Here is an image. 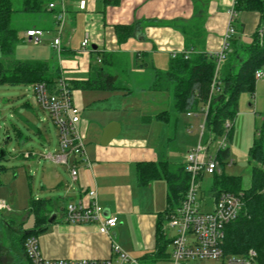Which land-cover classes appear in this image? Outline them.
I'll list each match as a JSON object with an SVG mask.
<instances>
[{"label":"crops","instance_id":"obj_1","mask_svg":"<svg viewBox=\"0 0 264 264\" xmlns=\"http://www.w3.org/2000/svg\"><path fill=\"white\" fill-rule=\"evenodd\" d=\"M79 1L62 0L66 12L58 37L61 42L60 55H64L62 59L61 56L58 59L68 69L61 73V77L71 91L74 104L80 109L78 129L84 136L88 163L83 159L75 160L77 181L69 187L68 181H63L60 175L49 174L48 190L63 189V196L49 194L43 198L34 197L35 200L47 201L50 215H56V220L51 224L47 223L45 231L37 236L39 250L43 258L51 260H101L109 257L110 241L98 233L97 225L68 224L61 218V211L66 203H75L87 190L95 189L97 202L103 208V216L117 219V225L111 230L115 243L122 240L126 249H134V243L137 242L145 252L137 259L150 260L156 248L155 227L158 214L166 207V184L163 180V184L157 183L160 180L158 179L145 186H139L137 181L140 163L166 160L162 154L163 148L160 149L164 122L154 118L164 110L161 105L166 101L158 102L163 98L160 95L146 94L149 93L146 90L151 80V71L152 68H168L169 61L185 50L180 27L196 25L197 20L202 22L200 32L203 37V50L212 54L220 51L229 20L228 11L234 0H203L201 3V0H119L117 4H108V0H84V9L78 8ZM49 3H53L54 9L38 17V26H29L30 29L42 30L43 37L45 31L55 27L58 29L54 16L59 10L60 0H50ZM147 19L156 20L157 25L146 27L142 35L129 38L122 44L117 43L113 32L114 25H128ZM235 22L239 27L237 30L234 28L232 35L236 36L240 30L245 37H251L261 23L258 13L246 11L238 12ZM45 25L47 28L40 27ZM27 29L23 30L22 40ZM85 34L88 35L91 47L83 53L80 51V43ZM237 39V46L246 45L240 42V36ZM92 46L95 48L92 49ZM89 50L97 52L90 53ZM101 52L114 55L113 66L103 63L106 69L121 73L126 69L127 85L137 86H134L136 91L141 89V94L145 95L142 100L139 97L141 102L138 95L126 94L124 90H93L74 86L76 82L86 81L97 68L92 65V58L100 65L96 54ZM142 76L143 87L139 85V77ZM103 91L120 94L99 93ZM110 122H117L120 132L106 146H101L99 141L102 128ZM34 129L38 138L49 143L47 132L37 126ZM20 137L26 139L22 134ZM170 140L167 135L166 144ZM36 155L32 150L23 148L20 154L24 159L37 157ZM42 155L40 154L41 157ZM65 174L70 179L66 168ZM40 187L44 189L43 186ZM211 193L213 192L210 191ZM13 197L12 193L8 199L10 203ZM29 215L27 206L22 210L21 217L8 218L18 220L17 227L22 230ZM30 216L32 226L25 231H31L34 226L33 216Z\"/></svg>","mask_w":264,"mask_h":264},{"label":"trees","instance_id":"obj_2","mask_svg":"<svg viewBox=\"0 0 264 264\" xmlns=\"http://www.w3.org/2000/svg\"><path fill=\"white\" fill-rule=\"evenodd\" d=\"M49 1L21 0V7L16 8L13 0H0V84L32 87L35 84L44 83L52 90L57 88L61 77L57 65L40 60H19L14 55L18 41V30L12 24L14 16L19 13H39V16L45 14L49 10ZM118 2L119 0L107 1L108 4ZM232 9L235 14L243 11L259 14L261 23L251 35L250 44L239 47L236 44L238 39L235 35H231L227 40L228 48L224 51V57L218 63L214 54L207 53L202 48L200 20H197L196 25L180 27V32L184 36L185 50L169 61L165 71L155 68L151 71L147 90L165 93L168 97L169 109L156 114L154 116L156 120L169 121L171 111L175 116L181 113L199 112L204 117L208 135L217 136L226 133L227 141L231 140L229 123L236 114L237 99L243 91L252 92L256 80L255 72L264 70V0H234ZM235 21L236 17L232 26L237 30L239 26ZM155 25H157L156 20H138L128 25H114L113 32L117 43L122 44L129 38L142 35L146 27ZM25 29L30 30L29 26L22 28V30ZM238 49H242L243 57L238 55ZM96 56L102 66L94 69L86 81L76 82L74 86L93 90H124L126 94H130L126 69L123 70V74L103 66V63L113 66L114 55L101 52ZM114 76H116L115 80ZM199 108L200 111H198ZM226 123L229 124L227 131ZM21 134L19 130L15 133L17 137ZM4 143H6L5 139ZM0 150L3 149L0 148ZM216 156L221 173L212 175L214 177L212 192L215 195L221 192L240 193L243 202L238 218L225 228L224 253L228 256L243 255L248 250H253L257 263L264 264V116L263 125L257 131L248 154L253 166L250 185L247 188L241 187L238 178L223 175L225 160L229 156L227 144L224 149L217 151ZM3 157L0 156V159ZM2 171L0 167V173ZM137 175L139 186H145L158 179L166 184V207L162 213L158 214L155 227L156 248L151 254V257H162L167 254L168 247V241L162 235V220L180 205L188 186L189 175L185 171V163L174 164L166 160L140 163ZM47 203L43 199L29 200L28 213L33 216L34 226L31 231L21 230L23 236L19 241L23 254L22 264H30L25 254L26 240L31 236L37 238L38 234L45 231L50 215Z\"/></svg>","mask_w":264,"mask_h":264},{"label":"rangeland","instance_id":"obj_3","mask_svg":"<svg viewBox=\"0 0 264 264\" xmlns=\"http://www.w3.org/2000/svg\"><path fill=\"white\" fill-rule=\"evenodd\" d=\"M21 0H13L16 8L21 7ZM58 2V0H54ZM42 15V14H41ZM39 13H19L14 16L12 24L18 30V41L15 46V58L19 60H40L51 65H57L59 72L64 73L68 69L59 62L56 50L52 46L53 38H58V30L55 27L53 30L45 31L42 43L34 44L27 42L23 37V30L25 26H38L36 20L39 18ZM24 26V27H23ZM41 28H47L40 26ZM240 36V42L243 44H250L251 37L242 36L238 31L236 38ZM52 46V47H51ZM243 46V45H242ZM91 47L88 44L87 49ZM53 48V49H52ZM61 56V59L63 58ZM238 55L243 57L242 49H238ZM60 58V57H59ZM92 65L100 67L96 60L92 58ZM124 64V62L122 63ZM159 69L160 71H165ZM115 77V76H114ZM142 77H139V85L143 87ZM128 86V85H127ZM128 86L131 93L138 95L139 102H141L144 94L136 91L137 86ZM139 87V86H138ZM140 88V87H139ZM148 95H160L162 100L168 102L165 93H155L146 90ZM103 94L118 93L103 91ZM131 95V94H130ZM142 97L141 100L139 97ZM133 97V101L134 96ZM166 97V98H165ZM128 99V98H127ZM151 101V100H150ZM163 103L162 109L167 110L169 107L167 103ZM133 104V103H132ZM155 105L154 103H152ZM159 105V103H158ZM133 107V106H132ZM135 108V107H133ZM160 109V110H162ZM200 111V108L198 109ZM264 116V78L255 80L252 92L243 91L238 99L236 106V114L233 120L229 123L231 126V140L227 141L229 148V156L225 160L223 175L226 177H235L240 181L242 188H247L251 181V169L253 163L249 161V150L253 144L257 131L263 125ZM132 120V118H131ZM130 120V121H131ZM162 125V124H161ZM204 126L203 136H200V127ZM35 126L48 133L49 143L43 141L35 135ZM163 134L160 149L163 148L162 154L164 158L170 163L184 164L186 155L192 150L201 148L206 159L210 156L215 158L218 151V143L222 139V135H209L204 117L197 112L196 114L181 113L177 116L170 112L169 121L162 125ZM229 129V127H228ZM21 131L22 137H17L15 133ZM56 130L46 113H44L35 103L31 87L23 85L10 86L0 84V148L4 150L5 154L0 159V167L3 169L0 173V201L7 203L8 210L0 212V264H22L23 254L21 253V245L19 239L23 236L20 228L17 227L16 219L8 216L21 217L22 210L27 208L28 200L34 199L36 196L45 197L49 194L54 196H63L64 190L50 189L47 177L49 174L55 173L62 177L63 181H68L67 187L71 186L70 179L65 174V166L54 164L48 159L41 157L40 154L54 153L57 148ZM171 139L166 144V138ZM4 139L6 143H4ZM164 140V141H163ZM210 141L207 151L203 150L207 141ZM22 148L24 150H32L37 154V157L24 159L20 156ZM71 157L68 161L70 163ZM67 169V168H66ZM157 183H164L158 180ZM40 186H43L44 189ZM214 188V177L212 175L204 174L198 188V196L200 198H208L210 191ZM14 194L13 201L9 202V196ZM66 202V201H65ZM203 209V208H202ZM205 209V208H204ZM203 209V210H204ZM169 222L166 219L162 220V235L167 241L172 239L174 232L168 228ZM32 226V217L24 221L22 230H28ZM119 248L129 255L131 258H141L145 253L139 243H134V249H126L122 240L117 243ZM170 246L166 248L169 253ZM141 264H153L152 262L140 261ZM191 264H221L219 261L205 260L195 261Z\"/></svg>","mask_w":264,"mask_h":264},{"label":"built area","instance_id":"obj_4","mask_svg":"<svg viewBox=\"0 0 264 264\" xmlns=\"http://www.w3.org/2000/svg\"><path fill=\"white\" fill-rule=\"evenodd\" d=\"M84 6L85 1L80 0L78 8L84 9ZM53 8V3H49L48 9ZM65 12L62 0H60L59 10L55 14L58 32L63 25ZM228 13L229 20L222 47L220 51L214 53L218 63L222 61L224 51L228 48V38L234 33L232 24L236 14L232 8ZM42 37L43 31L39 29H30L24 33V38L34 44H40ZM60 44L59 37L53 39L52 46L56 50L58 58L61 54ZM88 44V35L85 34L80 43V51L86 52ZM262 78H264V70L256 71L255 79ZM31 89L36 105L47 114L57 135L56 152L44 154L42 157L54 164L65 166L71 183H76L78 173L75 160L83 159L88 163L85 157L84 136L78 129L80 109L74 104L71 91L62 77L58 80L55 90L44 83L35 84ZM212 89L214 90V88ZM225 126L227 131L229 124L226 123ZM203 130L204 126L202 125L200 136H203ZM226 135V133L222 135L223 137L218 143V150L226 147ZM209 142L208 140L203 147L204 151H207ZM201 150V148H197L186 155L185 171L189 175L188 186L180 205L166 218L169 222L168 228L174 232L172 239L168 241L169 253L162 257H150V260L142 261L153 264H191L195 261L213 260L219 261L221 264H258L253 250H248L243 255H225L223 250L225 228L238 218L243 202L240 193L221 192L217 195L211 193L208 198L198 196V188L204 174L221 173L217 156L214 159L208 156L206 159ZM69 157L72 158L70 163ZM3 210H8V207L6 203L0 201V211ZM61 218L68 224L97 225L98 233L106 236L110 241L109 257L101 260L45 259L40 253L37 238L31 236L24 244L25 254L30 264H141V259L131 258L113 240L111 230L117 225V219L103 216V208L97 202L95 189L87 190L84 196L75 203H66L61 211Z\"/></svg>","mask_w":264,"mask_h":264},{"label":"water","instance_id":"obj_5","mask_svg":"<svg viewBox=\"0 0 264 264\" xmlns=\"http://www.w3.org/2000/svg\"><path fill=\"white\" fill-rule=\"evenodd\" d=\"M95 47L92 46V49ZM120 132V125L117 122H110L105 127L102 128L100 145L106 146L112 139L116 138ZM0 156H4L3 150H0ZM56 220V215L53 213L49 216L47 223L51 224Z\"/></svg>","mask_w":264,"mask_h":264}]
</instances>
